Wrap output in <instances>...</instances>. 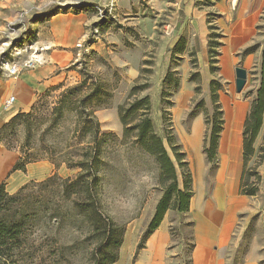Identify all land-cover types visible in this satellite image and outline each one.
<instances>
[{"label": "rangeland", "instance_id": "rangeland-1", "mask_svg": "<svg viewBox=\"0 0 264 264\" xmlns=\"http://www.w3.org/2000/svg\"><path fill=\"white\" fill-rule=\"evenodd\" d=\"M15 6L12 17L0 14V76L8 75L2 68L5 62L23 63L34 48L40 47L51 13L76 11L84 6L94 19L84 39L95 29L99 35H90V46L79 57L76 42V60L71 64L75 72L67 83L39 95L32 105L12 111L11 118L20 116L0 134V152L13 151L20 157L28 123L33 122L32 133L38 138L61 92L89 73L90 81H97L103 89L102 99L110 104L98 108L96 116L102 133L114 136L105 146L107 165L102 173L101 203L115 227L112 244L98 249V239L89 233V221L70 212V201L61 207L66 218H53L57 205L35 198L50 193L51 187L39 182L54 174L73 177L80 168L65 163L56 166L44 159L54 165L53 173L29 180L27 183L37 184L30 185L22 199L2 201L6 207L0 210L2 217L26 219L22 239L28 243H16L17 264H97L99 258L103 261L115 257L116 262L110 264H137L141 260L147 247L148 226L163 190L158 185L155 162L130 142L120 141L124 127L118 107L128 100L137 81L148 83L141 95L151 98L154 127L174 158L180 186L189 179L193 191L188 211L168 210L164 215L171 235L167 246L170 264H195L197 244L207 242L210 235L218 236L221 209L239 210L228 244L229 263L235 264V259L242 256L243 262L253 251L264 264V151L260 152L264 128L255 142L256 154L248 163L256 174L247 183L256 186L257 193L248 196V203L229 201L237 189L240 192L236 179L241 167L236 159L241 154L237 145L243 139V126L260 84L264 0H22ZM131 12L141 16L132 18ZM245 24H253V28L245 30ZM107 32L113 42L121 45L104 40ZM99 41L104 47L94 46ZM117 57L140 59L139 77L133 80L123 67H117ZM239 67L247 72L240 92L236 83ZM169 73L175 83L166 81ZM165 89L167 95L163 96ZM216 99L224 126L216 158L210 162L205 153L207 120ZM72 130L73 126L65 124L54 136H47L45 143L64 147L70 142ZM169 138L183 155V167L176 160ZM209 215L216 221L211 227Z\"/></svg>", "mask_w": 264, "mask_h": 264}, {"label": "trees", "instance_id": "trees-1", "mask_svg": "<svg viewBox=\"0 0 264 264\" xmlns=\"http://www.w3.org/2000/svg\"><path fill=\"white\" fill-rule=\"evenodd\" d=\"M86 9V8H85ZM84 10V6L76 11ZM247 49L246 52H249ZM211 52V56H214ZM260 84L256 90L255 99L251 104L249 113L243 126V166L241 177L240 193L253 196L257 193V187L249 186L247 181L250 176L256 174L252 167H248L251 158L256 154L255 142L264 127V48L262 51ZM173 74L169 73L166 81L170 83ZM92 76L88 73L83 79L60 94L57 106L47 120L45 130L36 138L32 133L33 122L27 125V136L21 145V154L12 171L25 169L28 163L48 159L56 166L65 163L69 167H79L80 171L73 177H60L57 174L49 176L42 182V186H50L48 196L35 197L37 201L54 202L57 205L53 218L64 220L66 213L61 208L66 201H70L75 215L83 216L89 221V233L98 239V249L107 248L112 244L115 227L109 215H106L102 208V185L103 170L106 169L105 146L113 135L102 133L100 122L96 116V110L108 107L110 104L102 99L103 89L97 81H90ZM148 87V83L135 82L128 100L118 107L120 120L123 124V136L121 144L131 143L140 153L150 157L158 168V185L163 190L153 218L148 226L147 238L160 226L164 215L168 210L186 212L190 209L193 191L191 181L187 179L183 186H180L177 167L174 158L169 153L164 139L156 132L151 117L152 102L148 94L141 95V92ZM176 87V86H175ZM165 92L163 96L167 95ZM214 109L208 116V135L206 138L205 153L207 159L213 162L216 158L219 139L223 131L224 118L217 99L214 100ZM0 128V134L15 123L16 118ZM25 116L29 117L30 113ZM67 125L73 126L70 142L61 147L58 145L46 144V137L54 136L55 132ZM36 127H34V130ZM172 138H169V141ZM173 152L176 160L183 167V155L177 145L172 141ZM264 151V145L260 152ZM37 182H29L23 185L14 194L6 191L4 183L0 184V210L6 209L2 201L6 198L11 202L22 199L30 185ZM26 204V203H25ZM23 206V204H21ZM32 217H29V219ZM32 220V219H31ZM26 219H7L0 214V264H17L15 251L18 249L16 243H28L22 239L23 227ZM19 240V241H18ZM24 241V242H23ZM116 257L110 260L99 261L97 264H110L116 262Z\"/></svg>", "mask_w": 264, "mask_h": 264}, {"label": "crops", "instance_id": "crops-1", "mask_svg": "<svg viewBox=\"0 0 264 264\" xmlns=\"http://www.w3.org/2000/svg\"><path fill=\"white\" fill-rule=\"evenodd\" d=\"M22 0H0V14L5 17L13 16L17 4ZM86 2V1H84ZM90 2V1H89ZM87 10L81 11H58L49 15L46 30L41 35V46L48 49L43 52L45 61L32 68H25L19 75H1L0 76V128L6 124L12 116L13 110L32 105L36 98L46 91L67 83L75 71L71 64L76 60L75 44L81 38H85L87 29L94 19L89 15ZM130 17H140L136 12H131ZM255 17V16H254ZM3 18V17H2ZM243 19L242 21H245ZM243 28L251 30L253 24H245ZM249 33V32H248ZM107 42H113L110 33L104 36ZM111 40V41H110ZM121 45L120 42H113ZM104 43L99 41L94 46H103ZM93 46V47H94ZM117 67H123L126 74L133 80L140 75V59L128 61L124 58L117 57ZM15 96L16 101L9 109L3 107V101L10 96ZM264 128V127H263ZM242 132V131H238ZM240 148V156L236 159L241 167V173L237 176L238 186L240 187L243 172V139L237 145ZM18 153L13 151L0 152V184L4 183L6 190L10 193L17 191L20 187L32 179H42L53 173L54 165L42 160L27 165L25 171L14 170L9 172L11 167L17 162ZM41 174V175H39ZM231 203L234 201H242L248 203L247 195L241 194L239 190L230 195ZM222 221L219 225L217 234L208 236V241L197 244L193 253L195 264H231L229 263L228 244L231 239L232 225L237 218L238 209L232 210L221 209ZM209 224L213 225L214 221L209 215ZM171 241L169 225L166 219H163L160 226L147 238V247L141 253V260L137 264H170V255L167 253V246ZM218 243L216 246L215 244ZM255 252H249L243 262L235 259V264H261L262 258L255 255Z\"/></svg>", "mask_w": 264, "mask_h": 264}, {"label": "built area", "instance_id": "built-area-1", "mask_svg": "<svg viewBox=\"0 0 264 264\" xmlns=\"http://www.w3.org/2000/svg\"><path fill=\"white\" fill-rule=\"evenodd\" d=\"M92 34L93 37H98L99 35V31L98 29H95L94 32H91L90 35ZM90 35H88V40L86 41V39H82L79 40L76 44V48L78 49V54L77 56H81L82 51L84 50H88V47L90 46V40L92 39L90 37ZM89 42V43H88ZM48 49V47L46 46H41L40 47H36L34 48L31 53L29 58H27L23 63H19V62H5L2 66V68L7 72L8 75L10 76H17L19 75L25 68H32L35 67L37 65L42 64L45 59L43 57V52L46 51ZM16 101V97L10 96L7 97L4 101H3V107L5 109H9L12 105H14Z\"/></svg>", "mask_w": 264, "mask_h": 264}, {"label": "water", "instance_id": "water-1", "mask_svg": "<svg viewBox=\"0 0 264 264\" xmlns=\"http://www.w3.org/2000/svg\"><path fill=\"white\" fill-rule=\"evenodd\" d=\"M236 73H237V79H236L237 91L240 92L246 82L247 72L245 69L239 67L236 69Z\"/></svg>", "mask_w": 264, "mask_h": 264}, {"label": "bare ground", "instance_id": "bare-ground-1", "mask_svg": "<svg viewBox=\"0 0 264 264\" xmlns=\"http://www.w3.org/2000/svg\"><path fill=\"white\" fill-rule=\"evenodd\" d=\"M227 146V145H226Z\"/></svg>", "mask_w": 264, "mask_h": 264}]
</instances>
